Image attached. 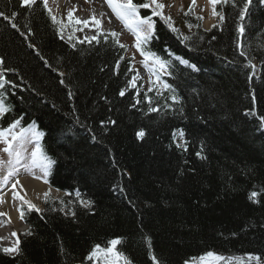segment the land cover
Wrapping results in <instances>:
<instances>
[{"label": "trees", "instance_id": "16d2710c", "mask_svg": "<svg viewBox=\"0 0 264 264\" xmlns=\"http://www.w3.org/2000/svg\"><path fill=\"white\" fill-rule=\"evenodd\" d=\"M244 2L217 4L225 19L209 31L193 12L172 21L178 33L152 17L155 36L142 47L169 62L172 75L161 80L181 102L156 87L146 94L160 111L149 113L145 93L129 84V50L110 34L68 44L43 0L31 8L0 0V11L18 13L19 27L0 17V74L9 81L0 96L12 109L0 125L35 121L55 160L47 184L65 194L24 214L32 234L21 236L17 256L0 251V264H103L87 257L113 239L131 264H154L152 256L158 264H194L208 252L231 264H264V6L252 0L241 20Z\"/></svg>", "mask_w": 264, "mask_h": 264}, {"label": "snow or ice", "instance_id": "6c2138e0", "mask_svg": "<svg viewBox=\"0 0 264 264\" xmlns=\"http://www.w3.org/2000/svg\"><path fill=\"white\" fill-rule=\"evenodd\" d=\"M12 0H9V3H11ZM105 2L108 4V7L112 10V12L115 14L116 18L124 25V27L132 33V35L135 37L136 43L135 48L140 52V55L143 57L142 65L143 67L149 72L150 76H155L156 80L152 83L155 85L157 83L162 84L163 88L165 90H171V94L167 99H170L172 101V104H179L181 102L180 97L175 94V89L172 88L170 84L167 82H164L161 80V75L166 74L168 76H171L172 73L168 71L170 64L168 61L162 59L159 55H157L155 52H152L151 50H146L142 47V45H147L150 43V41L155 36V23L152 19L154 16L160 17L161 20L164 21V23L168 26V28L173 33H178V29H176L173 26V22L171 20L170 16H165L163 14V9L165 5L163 3H160L159 0H146V2H140V3H133V0H123V2H119V0H105ZM208 2L212 5L213 9V16H218L219 20L221 22L224 21L225 17L222 13H219L216 11V5L217 4H228L230 0H208ZM37 0H22L20 6L21 7H29L36 5ZM232 6L236 7L235 0H231ZM252 4V0H245L243 7L240 9V19L244 20L246 13L248 12L249 6ZM43 7L48 11L49 15L51 16V19L53 22H58L56 17L51 15V9L48 7V0H43ZM195 7V0H192V4L189 6L188 12L185 13V15H189L192 13L193 9ZM140 9H151V15L141 16L140 15ZM17 12H12L11 15L5 14L3 11H0V17H2L4 20H7L11 23V26L15 28L17 31H19V27L16 23L13 21L15 20V17L17 16ZM68 18L71 20L73 18V10H69L68 12ZM197 19H203V17H197ZM93 22L97 25V28L100 27V20L96 19L95 17H92ZM76 23H82V21L77 20ZM86 23V22H84ZM191 27V25H189ZM215 27V25L213 26ZM239 33L243 35L244 33V27L243 25L239 26L238 29ZM21 35H24V33H21ZM111 37L114 38L115 43L120 48H125L126 46L119 43L118 40V33L112 32ZM92 39H96V37H93ZM189 37L185 36L183 37L184 41H187ZM215 39V37H213ZM107 42V40H105ZM241 45H238L240 47ZM29 47H32V45H29ZM74 47V45H73ZM241 56H244L245 53L241 51ZM179 62L187 67H190L193 71H197L198 69L194 64H190L187 60H184L182 58L177 57ZM45 63H47L45 61ZM4 64V61L2 58H0V66ZM117 69L119 65L116 66ZM246 67L254 68L255 66L249 62ZM13 71V70H9ZM63 75V73H61ZM138 72L135 76H133L132 80L129 81V84L131 87L135 88V80L138 78ZM251 79V78H249ZM63 83V81H61ZM9 84L8 80H5L2 78V74H0V89H4L5 85ZM12 87H15V85H12ZM153 88H149L148 91H152ZM126 89H122L119 92V95L123 97L125 95ZM158 95H162L161 92L157 90ZM137 96H139V92L136 93ZM69 96L71 97V92H69ZM145 99L149 103L148 112H159L160 109L152 106V101L149 97H147V94H145ZM140 101L137 100L136 103H139ZM171 107L168 104H165V108ZM12 109L10 106H8L5 103V100L3 96H0V119H2L8 112H10ZM179 113L183 114V109L178 110ZM252 115H255V113H251ZM79 118H77V121ZM261 125L264 126V117L260 118ZM22 118H15L13 119L7 127H3L0 125V143L4 144L5 147L2 149L4 153H6L9 157V160L7 161L8 169L7 174L3 176V182L5 184H8V181L11 177L15 176L17 174V169L15 168L16 164H19L22 158L23 151H26L25 145L26 144H32L33 150L30 154V163L26 165L27 170L32 173L33 169H39L42 173V176H36L33 173V178L36 179H42L44 183H48L47 177L51 174L52 166L55 164V160H53L51 157H49L43 150L41 139L44 136V133L39 131L37 129L35 121L29 123L27 126H22L21 124ZM111 124H115V121L109 120L108 121ZM103 125V122H102ZM16 129H19V131H15ZM179 136L183 138L184 132L183 130H178ZM145 131L143 129L139 130L136 133V136L138 139H143L145 136ZM176 133H173V138L175 139ZM93 140H95V137L93 136ZM180 146L179 144L177 145ZM185 151L186 148V142H185ZM203 151V148H201V152ZM198 156H200L202 159H205L206 157L201 156V153H197ZM4 161L0 160V168L3 167ZM20 183L19 180H16L15 183L12 184V188L15 189L16 186ZM123 191V189H120ZM48 193H45V196L47 197ZM258 196V193L256 191H253L250 193V199H252L254 202H257L256 198ZM76 197L80 198V193L76 192ZM14 199L22 200L25 204H27L28 208L30 210L35 209L36 211H39V209H36L35 205H33L30 201L24 200L22 196H20L18 193H13ZM4 199L2 196H0V203H3ZM47 202V199L45 200ZM80 203L83 206L91 207L92 202L91 201H84L80 200ZM63 210V209H61ZM6 214L0 213V216H4ZM21 218H23L24 213L23 211H20ZM72 216H75V212L71 213ZM31 232L25 233V235H31ZM13 236H17V233L13 232ZM108 247H101L100 245H95L91 253L88 255L87 259H97L102 260L103 264H131V261L120 251L117 250V245L121 243L120 239H113L108 242ZM150 245V241H149ZM0 251H3L4 253L12 254V253H18L19 252V240L17 239L16 247L14 248H4ZM152 259L154 261V264H158V261H156L155 256H152ZM250 259H257V257H250ZM221 261H227V264H231V258H225L223 256H219L214 254L213 252H208L205 256H202L199 258V264H220ZM187 264V262H186Z\"/></svg>", "mask_w": 264, "mask_h": 264}, {"label": "rangeland", "instance_id": "374dc122", "mask_svg": "<svg viewBox=\"0 0 264 264\" xmlns=\"http://www.w3.org/2000/svg\"><path fill=\"white\" fill-rule=\"evenodd\" d=\"M20 1L22 2V0ZM119 2H123V0H119ZM159 2L165 5L163 14L165 16H170L171 20L174 21L176 25H178L177 21L180 20V16L182 14L185 15V13L188 12L189 6L192 4V0H159ZM106 5L108 4H103L100 0H65L60 5V7H58L57 0H48V7L51 9V15L55 16L58 21L56 23L59 25L60 38L63 41L68 44H72L73 42H92L97 39V36L100 33H118L120 43L127 47V49L129 50L128 57H131V59L133 60V72L135 73V75L137 74V72L139 74L138 78L135 80L136 87L131 88L137 89L139 87L140 93L145 94L151 92L148 91L150 87L153 89L157 87V89L161 91L163 89L162 84L157 83L154 85L152 82L156 80L155 76H150L149 72L142 65L143 57L135 48V37L124 27V25L116 18L112 10ZM69 10H73V18L71 20L68 18ZM192 12L194 14V17L196 18L203 17V29L206 31L211 30L212 28H214V25L216 26L221 22L218 16H213L212 5L208 2V0H195V7ZM92 17L100 20L99 29L93 22ZM77 20L82 21V23H76ZM186 32H190V29L186 30ZM93 37H96V39H92ZM4 147L5 145L0 143V160L5 162L3 167L0 168V174L4 170L8 169L7 161L9 160V157L2 151ZM33 147L34 146L32 144L25 145L26 151H23L22 158L19 164L30 163V154L33 150ZM41 181L43 180L41 179ZM45 193H48L47 197L45 196ZM45 193L42 196L30 201L33 205H35L36 209H39V211L37 212H42L45 210L44 203L46 199H49L53 202H60V200L65 196V194L52 191L50 187ZM33 210L36 211L35 209L30 210L27 204H24L20 209V211H23L24 214L30 213ZM19 224L20 227L18 230H21L19 234L21 238L22 235L29 231V227L23 221L21 215ZM0 249H4L1 246V243ZM3 254L13 258L17 256L18 253L9 255L3 252ZM194 264H199V260ZM220 264H227V261H221Z\"/></svg>", "mask_w": 264, "mask_h": 264}, {"label": "bare ground", "instance_id": "6f19581e", "mask_svg": "<svg viewBox=\"0 0 264 264\" xmlns=\"http://www.w3.org/2000/svg\"><path fill=\"white\" fill-rule=\"evenodd\" d=\"M65 0H57V6L60 5ZM96 1V0H95ZM101 3L107 4L105 0H100ZM263 5V1H262ZM108 7V5H106ZM264 6V5H263ZM27 163H22L15 165L17 169V174L11 177L8 181V184L3 182V176L7 174V169L0 174V196L3 197L4 202L0 203V213L6 215L0 216V243L3 248H14L16 247L17 239L19 240L20 245V209L25 204L22 200L14 199L13 193H18L24 198V200L31 201L37 197L42 196L47 189L50 187L47 183L41 181V179L33 178V173L36 176H42L39 169H33V172L30 173L27 170ZM16 180H19L20 183L13 189L11 186L15 183ZM48 186V187H47ZM52 191L57 193H62L56 191L50 187ZM64 194V193H62ZM17 233V236H13L12 233ZM14 237V238H13ZM16 242H15V240ZM8 254V253H7ZM15 253L9 254L14 255Z\"/></svg>", "mask_w": 264, "mask_h": 264}]
</instances>
